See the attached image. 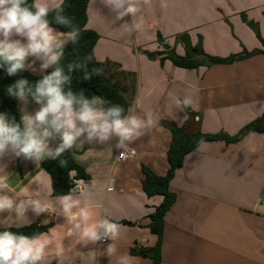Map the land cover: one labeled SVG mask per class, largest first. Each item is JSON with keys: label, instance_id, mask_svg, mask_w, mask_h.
Returning a JSON list of instances; mask_svg holds the SVG:
<instances>
[{"label": "crops", "instance_id": "0c3cea01", "mask_svg": "<svg viewBox=\"0 0 264 264\" xmlns=\"http://www.w3.org/2000/svg\"><path fill=\"white\" fill-rule=\"evenodd\" d=\"M87 13L86 28L100 36L94 50L97 61L119 66L109 79L125 89L136 114L158 118L149 135L129 145L135 155L125 160L119 159L116 138L103 144L85 142L61 155H71L91 177L89 187L75 193L91 205V222L110 219L121 226L119 236L106 243L75 244L68 237L66 218L51 210L57 206L51 176L41 163L23 157L0 161L7 165H0V175L12 189L3 194L39 199L50 210L37 215L29 209L20 218L5 211L0 213V227L51 225L52 231L43 237L51 238L49 253L41 264L49 260L50 264H119L122 256L128 257V264H153L131 254V249L154 247L158 241L148 225L162 197L147 196L142 180L143 165L163 176L169 168L171 132L161 120L191 132L236 134L264 112L256 104L264 101V54L233 64L184 69L169 60L161 63L159 56L151 58L147 52L163 50L157 42L160 33L183 55L184 47L175 39L186 32L193 44L201 36L204 50L214 56L261 49L241 14L255 21L264 36V0H148L141 13L122 19H116L103 0H89ZM33 60L29 57L28 63ZM40 63L26 69L35 74L49 69L42 71ZM185 97H191L192 104L180 111L178 102ZM38 107L17 98L20 118ZM59 143L57 137L49 147L55 149ZM170 189L176 200L165 217L162 264H264V132L233 144L203 143L185 156ZM111 243L114 252L109 257L106 249Z\"/></svg>", "mask_w": 264, "mask_h": 264}, {"label": "clouds", "instance_id": "9594fccd", "mask_svg": "<svg viewBox=\"0 0 264 264\" xmlns=\"http://www.w3.org/2000/svg\"><path fill=\"white\" fill-rule=\"evenodd\" d=\"M103 3L116 13V19H122L129 14L135 17L141 13L148 0H103ZM62 4L63 0H33L31 4L28 0H0V68L13 76L33 67L36 61L41 62L42 71L54 66V70L43 75L34 87L21 79L9 88V95L24 103L31 99L39 107L34 114H24L21 123L0 113V161L5 157H23L38 165L45 157H59L73 147H83L85 142L103 144L113 138H116V149L126 150L133 142L149 135L158 124V118L153 114L140 116L130 107L125 115V109L120 105L105 107L106 101L102 97L89 99L83 92L77 94L66 90L73 71H83L85 80L91 76L87 71L88 58L81 63L68 64V74L59 66L66 45L69 42L76 44L80 37V29L63 14ZM52 22L70 30L56 32L50 26ZM29 57L34 58L31 63H28ZM191 104V97H185L177 106L183 111ZM256 104L264 109V101L257 100ZM177 119L181 120L180 117ZM57 137L60 143L51 149L49 141ZM0 165L7 167L3 163ZM8 191H12L11 186L7 178L0 175V213L14 212L16 218H20L26 217L29 209L37 215L50 210L39 199H30L21 193H16L15 198L3 194ZM56 200L57 206L51 210L66 218L68 237H72L75 244L95 245L104 240L114 241L119 236L121 226L112 220L101 218L91 222V205L76 195L75 190L56 197ZM44 235L0 231V264H41L48 256L51 243L50 237L43 239ZM113 252L111 243L106 253L111 257ZM59 255V252L54 254L55 257ZM119 264H128V257L122 256Z\"/></svg>", "mask_w": 264, "mask_h": 264}, {"label": "trees", "instance_id": "16d2710c", "mask_svg": "<svg viewBox=\"0 0 264 264\" xmlns=\"http://www.w3.org/2000/svg\"><path fill=\"white\" fill-rule=\"evenodd\" d=\"M33 0H28L31 4ZM88 4L89 0H64L62 7L64 15L71 19L74 26L80 29V37L76 44L69 42L64 49V56L60 62L61 67L67 73L68 64H77L87 60V71L91 79H84V72L80 70L71 73V84L66 86V90L70 89L73 92L83 94L87 98L94 96L102 97L105 101V107L110 105H120L125 109V115L128 114L130 108L129 100L126 97V91L123 87L113 83L108 75L113 69H118V64L115 63H100L95 57V46L97 45L100 36L91 29L86 28L88 22ZM241 18L255 33L263 48L248 51L246 48L240 53L231 54L227 57H220L208 54L202 43V37L199 36L196 44L191 42L189 33H183L176 37V43H181L184 47V54L180 55L176 52L175 47L171 48L167 39L160 33L157 36L158 44L163 48L162 51L147 52L154 58L159 56L161 63L169 60L173 65L184 69H196L200 66H212L233 64L250 58L255 55L264 54V36L259 30L258 24L250 20L245 13L241 14ZM50 22L52 15L49 16ZM54 29L61 32H67L70 29L52 22L50 24ZM54 70V66L41 74H35L27 69L19 71L13 76H9L4 68H0V113H6L9 119L14 118L17 123H21L19 111L17 109V98L9 95L8 90L14 87V84L21 80H27L28 86L34 87L35 83L42 79L43 75L50 74ZM123 74V72H122ZM124 75V74H123ZM30 102L34 103L29 99ZM161 124L171 132V144L167 152V160L169 168L167 173L158 175L150 168L143 165L144 178L142 180V188L144 193L149 196H161L162 202L154 208L150 214V223L148 225L152 233L158 236L157 244L154 247H142L140 249H131V254L149 258L153 264H162V243L165 227V217L176 200V195L170 189V183L178 168L182 167L185 156L196 150L200 145L206 142L224 141L226 144L238 143L246 136L254 132H264V112L261 116L251 121L242 127L236 134L230 135L224 131L217 133H205L200 131L191 132L184 126H180L171 120H161ZM203 141L201 144L200 141ZM61 161L64 163L62 164ZM43 169L51 176L53 195L58 197L67 194L74 180L89 181L90 175L85 168L75 161L71 155L61 157H45L40 162ZM73 170H75L73 174ZM129 223V222H125ZM51 225L31 224L22 227H0V231L10 230L19 234L32 236L34 234L46 233Z\"/></svg>", "mask_w": 264, "mask_h": 264}, {"label": "built area", "instance_id": "2783aa9c", "mask_svg": "<svg viewBox=\"0 0 264 264\" xmlns=\"http://www.w3.org/2000/svg\"><path fill=\"white\" fill-rule=\"evenodd\" d=\"M123 151V154L121 155V152ZM135 155V151L132 149H121L119 152V159L120 160H125L127 158V156H134ZM82 182V183H81ZM89 181H81V180H74V184L71 188V190H75V193H81L83 191H85L88 187H89ZM108 240H104L101 243H106Z\"/></svg>", "mask_w": 264, "mask_h": 264}]
</instances>
